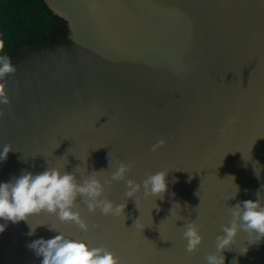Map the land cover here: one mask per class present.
Masks as SVG:
<instances>
[{"label":"water","instance_id":"95a60500","mask_svg":"<svg viewBox=\"0 0 264 264\" xmlns=\"http://www.w3.org/2000/svg\"><path fill=\"white\" fill-rule=\"evenodd\" d=\"M45 3L69 33L10 60L0 147L15 151L0 182L48 167L78 181L98 172L104 198L126 206L124 216H105L78 200L88 231L47 213L30 219L41 225L33 236L25 221L9 222L0 264H40L26 244L56 235L50 228L108 248L121 264H205L230 207L264 197V0ZM119 161L140 184L168 171L163 199L142 191L127 199L126 182L110 180ZM187 221L203 236L194 252L182 235ZM256 242L241 231L222 252L225 264H264V239Z\"/></svg>","mask_w":264,"mask_h":264},{"label":"clouds","instance_id":"9594fccd","mask_svg":"<svg viewBox=\"0 0 264 264\" xmlns=\"http://www.w3.org/2000/svg\"><path fill=\"white\" fill-rule=\"evenodd\" d=\"M15 71L16 67L9 58L6 55L0 56V105L10 103L3 81ZM2 116L3 111L0 109V117ZM164 143L163 139L157 141L152 145V150L156 151ZM13 151L15 150L10 144L0 147V164L6 162L9 153ZM130 167L129 163L119 161L110 176L111 181L126 182L127 199L136 200L141 191L145 196L163 199V194L168 188V171L152 173L140 184L127 178ZM254 170L256 172L255 167ZM95 173L98 172L81 175L83 178L78 181L74 173H68L58 167H48L39 173L23 170L19 176L0 182V221H3L0 222V233L6 230L9 222L15 224L25 221L29 228L27 235L33 236L41 225L33 227L29 221L34 215L43 213L54 215L61 222H71L82 231H88L89 225L78 210V200L87 206L89 212L99 210L105 216H124L126 204L104 198L105 183ZM236 189L232 198L239 192L237 185ZM230 215V222L222 227V234L216 237V251L206 256L205 264H225L222 252L231 248L241 231L249 235L255 234L256 243L264 239V197L260 195V191L256 193V199L239 201L230 207ZM49 230L57 234L47 239L40 237L26 244L29 250L41 258L40 264H121L120 258L106 247H96L85 240L70 238L54 228ZM182 235L188 252L196 251L203 243V236L194 221L186 222ZM247 251L248 249L244 253Z\"/></svg>","mask_w":264,"mask_h":264},{"label":"trees","instance_id":"16d2710c","mask_svg":"<svg viewBox=\"0 0 264 264\" xmlns=\"http://www.w3.org/2000/svg\"><path fill=\"white\" fill-rule=\"evenodd\" d=\"M69 33L45 0H0V56L9 60L27 45L52 41Z\"/></svg>","mask_w":264,"mask_h":264}]
</instances>
